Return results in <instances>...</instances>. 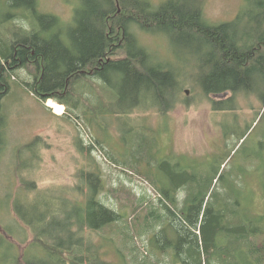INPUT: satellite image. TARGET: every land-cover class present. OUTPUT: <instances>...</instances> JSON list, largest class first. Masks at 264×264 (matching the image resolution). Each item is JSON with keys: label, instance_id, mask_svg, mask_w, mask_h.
<instances>
[{"label": "trees", "instance_id": "trees-1", "mask_svg": "<svg viewBox=\"0 0 264 264\" xmlns=\"http://www.w3.org/2000/svg\"><path fill=\"white\" fill-rule=\"evenodd\" d=\"M259 6L263 11L251 26L249 19L255 16L250 18L249 12L241 13L233 22L213 24L194 0H167L160 5L148 0H76L74 15L66 23L58 16L42 13L36 0H8V14L0 20V73L8 75L0 77V102L16 67L31 65L35 83L29 88L44 102L53 100L65 106L68 117H79L76 111L82 98L96 118L114 111L131 117L139 110H157L166 116L181 101L183 84L175 69L143 46L138 35L141 31L165 36L174 44L182 39L191 43L194 54L202 57L193 70L196 84L207 97L228 92L233 97L253 94L264 103V0ZM90 86L100 96L96 106L85 97L84 88L93 91ZM213 101L215 111L235 109L233 98ZM4 120L0 108V154L6 143ZM142 131L131 142L134 153L128 162L121 164L106 154L127 175L142 176L156 189L165 216L149 199L131 194L125 201L137 202L132 220L109 208L101 200L107 189L100 170L79 174L87 183V193L76 200L48 191L29 200V194L37 191V184L30 181L25 184L28 196L8 198L13 200L18 219L33 232V241L19 256L17 246L0 232V244L14 253L11 260L1 259L0 264H264V209L257 214L252 193L242 197L241 186L235 181L226 184L223 192H212L219 172L208 179L188 166L179 169L178 162L176 172L169 170L167 175L170 188L158 185L165 179L149 177L140 170L143 161L152 169L158 162L147 158L150 143ZM37 147L39 140L19 150V173L33 162L25 164L21 155L27 151L35 160ZM170 163L166 160L162 167H171ZM109 191L120 200V189ZM244 200L251 206L243 208ZM39 203L46 213L37 217ZM57 203L68 208L59 210ZM149 206L142 222L140 212ZM59 213L65 216L63 223L46 224V216ZM116 226L121 243L113 237L106 240L107 245L117 248L120 263L104 259L96 243L86 239V230L99 232ZM4 232L12 236L11 229ZM151 232L155 233L151 240L154 255L145 258L138 239Z\"/></svg>", "mask_w": 264, "mask_h": 264}, {"label": "rangeland", "instance_id": "rangeland-1", "mask_svg": "<svg viewBox=\"0 0 264 264\" xmlns=\"http://www.w3.org/2000/svg\"><path fill=\"white\" fill-rule=\"evenodd\" d=\"M7 1L0 0L1 21L5 20L8 14ZM36 1L42 13L58 16L66 23L70 22L74 15L76 0ZM148 1L160 5L167 0ZM194 1L202 6L206 18L213 24L233 22L241 13L249 12L250 18L255 16L249 19L251 26H254L256 15L263 11L259 6V2L263 0ZM138 35L143 46L151 54L168 63L170 68L180 75L183 84L181 101H178L166 116H162L157 110H139L131 117H121L114 111V114L98 115L96 118L93 115L95 112L90 110V104L83 98L79 111H76L78 118L68 117L66 108L64 114L59 115L48 105L49 101L44 102L29 88V85L35 83V71L32 66L16 67V73L8 83V92L0 102L5 117L6 142L0 154V232L17 246L19 256L32 243L34 234L18 219L13 209V200L8 197L14 199L18 194L28 196L25 184L30 181L37 184V191L29 194V200L37 193L46 191L76 200L84 198L87 193V183L82 181L79 174L100 170L107 189L101 200L109 208L132 220L137 202L131 204L125 201V196L131 194L132 197L137 195L138 198H147L153 207L161 209L160 195L156 189L142 176L127 175L125 169L114 164L106 154L108 152L121 164L128 162L134 153L131 142L136 134L143 132L142 130L147 133L145 135L150 143V146L147 145L149 149L146 150V156L148 159L155 158L158 162L152 169L143 161L140 170L149 177L165 179L158 185L170 188L167 175L169 170L176 172L175 166L178 162L181 166L179 169L188 166L196 175H204L208 179L214 178L219 172L212 192H223L226 184L235 181L241 186L239 191L242 197H248L252 193L251 198L253 197L252 202L257 214L264 209V103L256 95L242 93L232 97L231 105L235 108L234 111L214 112L213 100L219 102L225 98L207 97L200 85L196 84V72L193 70L200 64L202 57L194 54L193 45L186 44L185 39L174 44L162 35H146L141 31ZM0 77L6 76L0 73ZM89 82L86 81V84ZM186 91H189L188 95ZM84 92L92 105L99 100L100 96L95 89L91 91L84 88ZM36 140L40 143L36 159L33 160L34 155L25 151L20 161L25 164L33 162L29 169L24 168L23 173H19V150ZM166 160L171 162L172 168L162 167ZM111 188L122 191L120 200H116L110 191L107 192ZM57 206L62 211L68 208L65 204V208L61 207V203H57ZM249 206L250 202L244 200L242 207ZM150 209L149 206L140 212L142 222ZM36 212L37 217L46 213L41 203ZM160 213L165 216L163 209ZM45 218L46 224L53 225L55 221L63 223L65 216L59 213L54 217ZM37 227L40 230V227ZM6 228L11 229L12 236L4 232ZM51 235L54 233L51 232ZM86 235L87 240L96 243L104 259L112 263L119 262L117 248L107 245L109 240H106L113 237L117 243H121L122 237L117 226L99 232L86 230ZM154 235L155 233L151 232L138 239L142 257L152 256L154 246L151 240ZM8 249L5 244H0V260L3 259V262L5 259L11 260L10 256L13 257L14 253ZM125 254L130 260V253L125 250Z\"/></svg>", "mask_w": 264, "mask_h": 264}, {"label": "bare ground", "instance_id": "bare-ground-1", "mask_svg": "<svg viewBox=\"0 0 264 264\" xmlns=\"http://www.w3.org/2000/svg\"><path fill=\"white\" fill-rule=\"evenodd\" d=\"M48 105H49L51 108H53L54 111H55L57 114H59V115L64 114V109H65L64 106H61V105L55 103V102L52 101V100H50V101L48 102Z\"/></svg>", "mask_w": 264, "mask_h": 264}, {"label": "flooded vegetation", "instance_id": "flooded-vegetation-1", "mask_svg": "<svg viewBox=\"0 0 264 264\" xmlns=\"http://www.w3.org/2000/svg\"><path fill=\"white\" fill-rule=\"evenodd\" d=\"M221 96H223V98H225V100H227V99L232 98L233 94L231 92H228V93H226L224 95H216L215 97H221ZM214 112H226V111H215L214 110Z\"/></svg>", "mask_w": 264, "mask_h": 264}, {"label": "water", "instance_id": "water-1", "mask_svg": "<svg viewBox=\"0 0 264 264\" xmlns=\"http://www.w3.org/2000/svg\"><path fill=\"white\" fill-rule=\"evenodd\" d=\"M186 94L188 95L189 94V91H186Z\"/></svg>", "mask_w": 264, "mask_h": 264}]
</instances>
